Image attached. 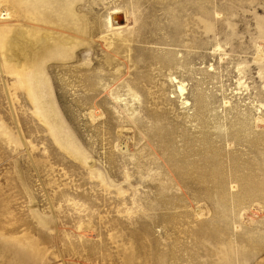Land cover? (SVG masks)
Wrapping results in <instances>:
<instances>
[{
    "label": "rangeland",
    "instance_id": "1",
    "mask_svg": "<svg viewBox=\"0 0 264 264\" xmlns=\"http://www.w3.org/2000/svg\"><path fill=\"white\" fill-rule=\"evenodd\" d=\"M201 1L175 47L133 0H0V264H264V0Z\"/></svg>",
    "mask_w": 264,
    "mask_h": 264
},
{
    "label": "bare ground",
    "instance_id": "2",
    "mask_svg": "<svg viewBox=\"0 0 264 264\" xmlns=\"http://www.w3.org/2000/svg\"><path fill=\"white\" fill-rule=\"evenodd\" d=\"M19 5H25L27 8L26 15L27 18L31 21L35 22H43L51 24H56L55 22H64L69 25H75L79 22L76 20V17L73 13V5L76 3L75 1L79 0H71L69 7H61L58 6V2L63 0H13ZM201 0H133V14L136 18H141L144 21V25L147 28V33L151 35L150 39H144V43L146 44H155L162 46H171L174 45L180 46L181 41L180 38L183 36V29L187 26V18L190 17L188 14L191 12V15L194 18H197L199 13L202 11V6L200 5ZM161 13V14H160ZM122 14L121 8H116L108 17V28L113 32H120L126 29L128 20L127 17L124 19V26H120L119 22L121 20L120 15ZM7 17V16H6ZM73 23V24H72ZM120 23H123L121 21ZM196 26L198 25L197 21L194 23ZM27 29V28H26ZM15 31V29L13 30ZM12 31V32H13ZM40 34L37 31L28 30L22 38L24 39V48L31 50L33 47L32 41L40 38ZM47 34V33H46ZM44 35V34H43ZM181 36V37H180ZM155 37H158L155 39ZM47 40H51L48 36ZM45 39V40H46ZM13 42L8 39V34L6 31H0V50L6 52H12L13 56H16V53L13 51L14 49ZM23 48V49H24ZM35 48V47H34ZM49 56L56 55L59 50L57 47L53 46L52 48L49 46ZM33 50V48H32ZM25 51V50H24ZM38 51V50H37ZM26 56V62H31L32 51L31 53H24ZM34 56V60L36 59ZM12 57V56H11ZM23 58V57H22ZM158 63H165L163 59H159ZM19 62V61H18ZM16 63V62H15ZM20 65V63H19ZM170 65V63H169ZM27 66H23L21 71L22 77V86L26 90L28 96L35 101L36 95L33 91V87L29 80L27 79L26 73ZM38 68V67H37ZM41 67L39 66L38 72H40ZM181 96L184 95L185 87L183 84H180L178 87ZM111 92V91H110ZM129 96L133 98V101L139 100L138 93L133 90V88H129ZM112 96H116L113 91L111 92ZM116 98H120L116 96ZM23 99V98H22ZM131 118V117H130ZM53 131V130H52ZM54 132V131H53Z\"/></svg>",
    "mask_w": 264,
    "mask_h": 264
}]
</instances>
